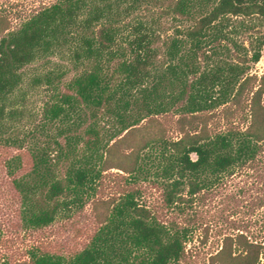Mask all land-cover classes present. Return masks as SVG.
I'll return each instance as SVG.
<instances>
[{"label":"trees","instance_id":"16d2710c","mask_svg":"<svg viewBox=\"0 0 264 264\" xmlns=\"http://www.w3.org/2000/svg\"><path fill=\"white\" fill-rule=\"evenodd\" d=\"M10 12L0 5V244L5 230L34 234L85 205L91 221L77 242L36 237L0 264H185L192 213L264 165V73L255 83L248 72L264 0H47ZM39 60L51 66L25 84ZM239 231L222 237L219 264H258L260 243Z\"/></svg>","mask_w":264,"mask_h":264},{"label":"rangeland","instance_id":"374dc122","mask_svg":"<svg viewBox=\"0 0 264 264\" xmlns=\"http://www.w3.org/2000/svg\"><path fill=\"white\" fill-rule=\"evenodd\" d=\"M46 2L47 0H0V5L10 10L11 15L14 13L25 15L33 7ZM259 28L264 32V22L263 27ZM236 39L240 38L237 37ZM243 43L244 46L247 45L246 40ZM50 59L60 63L63 60L60 61L56 56L50 57ZM50 66L51 64L42 65V60L35 61L31 67L23 70V81L26 84L34 72H44ZM248 72L256 76L255 83H257L259 76L264 73V45L260 50L259 59L253 64L248 63ZM32 101L36 102L35 105H37L39 96L35 95ZM35 105L32 106L35 107ZM239 118L237 116L234 120L238 123L240 121L241 126L245 125L247 118L243 121ZM1 151L0 149V158L3 159L5 153ZM253 171V173L248 172L228 178L214 195L207 198L192 213L194 215L193 222H191L193 226L191 227L190 238L185 244L186 254L183 260L185 264H219V260L213 258L212 255L220 248L222 237L226 234H233L239 229L260 243L261 253L258 264H264V206L257 205L258 198L264 194L263 162ZM6 180L4 166L0 162V193H3ZM150 195L152 200L157 196L156 193ZM3 201V197H0V208L6 211L7 207L2 204ZM177 220L181 224L185 222L182 216H179ZM90 221V209L88 205H85L81 213L55 221L50 227L34 234H25L20 231L15 234L5 230L3 233L5 242L0 244V256H6L12 260L21 258L23 250L36 237L48 241L51 245L60 244L64 241L68 244L71 241L77 242L84 237L82 232L87 227L89 228ZM188 223L190 222L188 221ZM76 229L81 231L80 234H75ZM75 235L76 237H74Z\"/></svg>","mask_w":264,"mask_h":264}]
</instances>
